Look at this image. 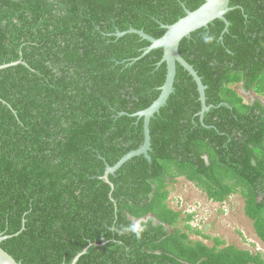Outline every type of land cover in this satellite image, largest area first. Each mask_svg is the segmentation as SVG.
I'll use <instances>...</instances> for the list:
<instances>
[{
  "label": "trees",
  "instance_id": "1",
  "mask_svg": "<svg viewBox=\"0 0 264 264\" xmlns=\"http://www.w3.org/2000/svg\"><path fill=\"white\" fill-rule=\"evenodd\" d=\"M206 0H0V248L20 264H264L262 253L191 240L169 207L184 178L208 200L243 199L264 244V0H230L181 40L173 93L150 120V161L112 167L143 142L133 116L165 81L160 38ZM214 39L204 43L202 35ZM137 59V60H133ZM253 92L247 102L236 90ZM186 222V223H185ZM145 226L142 238L121 230ZM116 231H111V228ZM86 248V251H82Z\"/></svg>",
  "mask_w": 264,
  "mask_h": 264
},
{
  "label": "water",
  "instance_id": "2",
  "mask_svg": "<svg viewBox=\"0 0 264 264\" xmlns=\"http://www.w3.org/2000/svg\"><path fill=\"white\" fill-rule=\"evenodd\" d=\"M230 0H206L201 6L193 11L185 9V16L178 19L172 25H162L165 29V33L160 38H153L143 30H137L130 28L124 32H117L118 37L125 35L126 33H132L139 35L142 39L148 41L150 45L144 50L142 56L146 55L154 49H162V58L158 63V66L165 64L166 74L165 81L160 87L159 96L153 103L144 110L138 111L133 114V116L143 121V142L141 146L133 151H130L125 156H123L118 163L114 166H106L105 174L103 179L108 182L107 176L113 174L117 169L121 167L123 163L129 160L132 157L143 155V157L150 161V156L148 152L150 151V129L149 124L151 118L159 112V110L166 104L169 96L173 93V84L176 76V65H180L193 79L196 84L197 92L199 95V101L201 103V109L198 113L200 120H203L204 113L209 111L212 105H206L205 89L201 82V78L198 76L197 72L193 67L188 64L179 54V44L181 40L185 37H188L192 32L200 29L206 28L208 24L212 23L214 20H221L225 24L224 32L227 31L229 26L228 21L225 18V15L231 11L233 8L229 6ZM134 61L137 59H133ZM19 62H15L9 65L0 66V69L7 66L15 65ZM9 236L0 235V243L7 239ZM86 248L82 251L84 253ZM79 255L73 260L72 264H75ZM0 264H20L16 262L8 253L0 248Z\"/></svg>",
  "mask_w": 264,
  "mask_h": 264
},
{
  "label": "rangeland",
  "instance_id": "3",
  "mask_svg": "<svg viewBox=\"0 0 264 264\" xmlns=\"http://www.w3.org/2000/svg\"><path fill=\"white\" fill-rule=\"evenodd\" d=\"M236 90L247 102L256 98L253 92L243 93L240 88ZM167 188L169 207L181 212L178 226L186 231L183 224L189 214L192 215L189 221L191 228L200 232L199 235L189 232L191 240L213 246L218 238L223 241L221 248L232 245L252 253L260 252L264 256V244L257 238L251 221L244 215V204L240 195L233 194L223 203H216L208 200L204 193L184 178L170 182Z\"/></svg>",
  "mask_w": 264,
  "mask_h": 264
},
{
  "label": "clouds",
  "instance_id": "4",
  "mask_svg": "<svg viewBox=\"0 0 264 264\" xmlns=\"http://www.w3.org/2000/svg\"><path fill=\"white\" fill-rule=\"evenodd\" d=\"M202 39H203L204 43H211L212 40H213L214 38H213L212 36H209V35H207V34H204V35H202ZM110 230H111V231H116V229H115L114 227L111 228ZM145 231H146L145 226H143V225L140 224V223H135V224L130 225V226L126 227V228H123V229L121 230V234H124V233H126V232H130V233H132V234L135 235V238H136L137 240H139V239L142 238V234H143Z\"/></svg>",
  "mask_w": 264,
  "mask_h": 264
}]
</instances>
